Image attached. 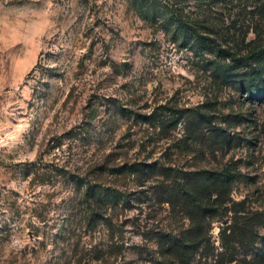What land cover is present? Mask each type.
<instances>
[{
	"label": "rangeland",
	"instance_id": "1",
	"mask_svg": "<svg viewBox=\"0 0 264 264\" xmlns=\"http://www.w3.org/2000/svg\"><path fill=\"white\" fill-rule=\"evenodd\" d=\"M133 1L0 0V264H151L155 232L175 219L151 199L152 183L101 176L104 163L234 164L242 174L234 199L264 211V87L256 94L223 84L201 42L184 44ZM231 3L214 16L222 45L242 55L256 39L264 46L261 4ZM120 107L199 110L234 142L214 147L205 131L180 150L185 124L164 139ZM77 178L125 192L130 208L92 225Z\"/></svg>",
	"mask_w": 264,
	"mask_h": 264
},
{
	"label": "trees",
	"instance_id": "2",
	"mask_svg": "<svg viewBox=\"0 0 264 264\" xmlns=\"http://www.w3.org/2000/svg\"><path fill=\"white\" fill-rule=\"evenodd\" d=\"M133 2L147 18L173 26L184 44L189 45V39L201 42L205 47L202 51L215 55L218 62H207L208 69L223 84H238L248 93L263 91L264 46L260 45L263 43L257 46V39L248 43V48L255 46L242 55L231 47H224L220 41L223 37L214 16L224 5L232 4L231 0ZM252 2L261 4L258 9L264 12V0ZM166 111L170 115L157 114V109L147 114L122 107L118 110L124 118L159 128L158 134L164 135V139L171 129L185 124L186 133L176 145L180 150L189 148L188 140L203 141L205 131L210 132V143L214 147L230 146L234 142L227 129L213 125V115L189 109ZM237 118L233 116L236 124ZM97 170L101 176L133 178L139 187L152 183L151 199L167 206L174 217L176 227L159 229L153 236L156 257L151 259V264H264V211L249 207L246 199H234L235 187L242 177L234 164L210 170L184 164L137 161L118 167L104 163ZM74 182L90 207L88 221L92 225L107 221L110 210L130 208V197L125 192L102 183L91 184L82 178ZM215 224L218 225L216 237L213 235Z\"/></svg>",
	"mask_w": 264,
	"mask_h": 264
}]
</instances>
